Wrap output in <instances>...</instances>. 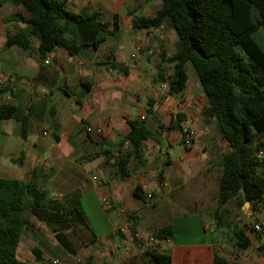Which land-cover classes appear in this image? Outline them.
Wrapping results in <instances>:
<instances>
[{"label": "crops", "instance_id": "obj_1", "mask_svg": "<svg viewBox=\"0 0 264 264\" xmlns=\"http://www.w3.org/2000/svg\"><path fill=\"white\" fill-rule=\"evenodd\" d=\"M63 1L74 12L98 13L110 26L114 23V14H118L119 31L126 28L136 52L141 55L132 54L135 60L128 62L122 53L123 45L100 58L91 49L71 56L65 49L57 48L47 54L45 60L49 63L43 60L53 75H47L45 84H36L34 77L44 68L39 41L33 38L30 50L4 46L7 28L16 32L27 25L12 21L15 12H22L21 7L9 0H1L0 83L9 84L12 91L0 96V103L17 104L23 109L33 103L39 105L26 139L21 136L18 121L0 120V176L28 181L35 174L40 187L51 197L79 191L82 207L83 197L93 191L98 200H109L112 205L104 208L118 226L129 222L142 233L143 240L133 246L118 232L117 226L113 230L119 235V241L112 237L104 243L88 223L77 224L71 231L80 246L74 244L77 252L83 250L86 260L92 255L97 264L105 261L111 264H157L153 257L156 250L170 251L172 264H214L215 250L229 256L232 248L226 242L228 231L217 222L216 235L212 239L209 236L199 241L168 238L145 245L148 235L153 236L152 231L158 228L171 224L175 234L187 232L189 226L182 224L185 219L214 217L223 173L221 160L229 150L228 143L218 133L215 119L205 121L203 115H197L195 119L193 146L186 147L181 141L180 101L182 98L194 99L205 107L204 89L197 76L191 75L182 96H171L159 90L161 74L166 77L173 73L168 58L176 50L178 35L166 24L151 29H139L133 24L136 16L154 15L161 9L162 1ZM8 18L13 19L8 22ZM150 50H154L153 54ZM110 63L119 64V67L113 68ZM153 66L157 70L155 74L150 73ZM150 109L159 115L157 121ZM142 116L154 130L155 138L148 139L143 145L144 166L131 162L133 167L129 175L121 177L117 163L121 151L128 147V142H123L129 130L128 121L140 120ZM89 125L103 127L104 134H88L86 126ZM45 131H48L47 135ZM177 144L182 145V150L177 149ZM78 148L80 152L74 155ZM120 208L127 212L121 213ZM243 208L246 216L240 226L258 220L255 215L260 206L248 208L245 202ZM204 229L209 232L211 228L204 225ZM248 234L255 246L257 236ZM258 241V250H264V242ZM247 252L249 249L235 251V258L249 264ZM251 261L264 264V255L258 253V258L253 257Z\"/></svg>", "mask_w": 264, "mask_h": 264}, {"label": "trees", "instance_id": "obj_2", "mask_svg": "<svg viewBox=\"0 0 264 264\" xmlns=\"http://www.w3.org/2000/svg\"><path fill=\"white\" fill-rule=\"evenodd\" d=\"M9 1L26 9L27 16L17 11L13 18L27 27L16 32L7 28L4 46L30 50L32 39L36 38L42 61L57 48L65 49L71 56L81 55L85 49L98 50L120 30L118 14H114V23L110 26L98 13L74 12L63 0ZM161 1V9L154 15L136 16L133 24L139 29L166 24L177 33L176 50L168 58L173 69L168 93L183 95L189 80L188 70L192 67L207 97L203 111L205 121L215 119L221 139L229 146L221 160L223 173L214 218L218 225H227L233 233L235 248L248 250L253 245L248 233H254L261 240L264 231L256 232L247 223L240 226L222 215L232 200L239 206L249 202L255 209L264 203V141L257 140V136L264 133V0ZM42 65L44 68L34 77L36 84H45L47 75H53L44 61ZM110 65L119 67V64ZM124 73L127 75V70ZM161 76L164 80L163 74ZM9 91H12L9 84L0 83V96ZM38 105L33 103L23 109L17 104L0 103V120L18 121L21 136L26 139ZM149 111L156 115L153 110ZM128 124L129 130L123 139L128 147L121 151L117 163L121 177L129 175L131 162L144 166L143 145L155 138L154 130L144 119L130 120ZM54 137L59 139L57 134ZM158 178L162 180L161 173ZM135 196L140 198L137 192ZM80 197L77 190L61 198L51 197L40 187L35 174L28 181L0 176V264H28L17 250L25 231L34 230L33 218L52 228L66 251L76 253L72 227L88 223ZM151 234L159 241L176 238L171 224ZM33 252L42 260L38 247H34ZM153 257L157 264L173 261L168 250H156ZM84 264L97 263L90 255ZM214 264L245 263L215 250Z\"/></svg>", "mask_w": 264, "mask_h": 264}, {"label": "rangeland", "instance_id": "obj_3", "mask_svg": "<svg viewBox=\"0 0 264 264\" xmlns=\"http://www.w3.org/2000/svg\"><path fill=\"white\" fill-rule=\"evenodd\" d=\"M1 1V0H0ZM20 7V6H19ZM22 8V14L24 16L28 15V12L24 7ZM12 21H15L13 19ZM124 43V44H123ZM123 45L122 53L128 60V62H134V58L131 57L132 54H137L140 56L141 54L139 52H136L135 46L131 42L130 33L124 28L122 31H119L117 35H114L110 37L108 40H106L101 47L98 50H94V52H97L98 55L97 58L103 57L110 51H114L115 48L120 47ZM147 60V59H146ZM191 69V70H190ZM190 70V71H189ZM189 76L195 77V72L192 67H189ZM156 67H152L150 70L151 74L156 73ZM170 76V75H167ZM166 77H164L165 80ZM191 78V77H190ZM196 78V77H195ZM163 79L160 81L162 82ZM159 115L156 114V117L154 120H158ZM205 119V118H204ZM195 130V126H194ZM257 140L264 141V133L262 135L257 136ZM182 145L177 144V149L180 151L182 150ZM77 152H74V155H76L78 152H80V149L76 150ZM151 158H155L154 156H150ZM13 175V174H12ZM192 192V191H191ZM104 201H100L97 199L95 192L86 195L83 197V208L84 211L88 217V226H91L93 228L94 234L101 240L100 242L107 243L111 238L113 237L116 241H119V235L114 232L113 228L118 226V223L111 214L105 210L103 203ZM171 203L172 200H170ZM261 209L257 210L255 217H258V220L256 222H264V203L260 206ZM250 208L251 205H250ZM246 216L245 209L243 208V205L239 206L235 200L230 201L227 204L226 210L223 211L222 217L225 219H229L234 223L241 224ZM33 221V228L28 229L25 231V233L22 235V239L20 242V245L18 247L17 253L19 257L26 261L28 264H42L43 260H47L48 262H51L54 258H58L60 260L59 264H84L86 261V254L83 252V250H79V252L75 254H71L67 252L62 246L59 245L57 239L55 238L54 232L52 228L48 227L45 223L36 220L35 218L32 219ZM216 219L213 216H195L191 218L185 219L182 224L189 226L190 231L182 232L175 234V239L177 241L179 240H185V241H199L204 239L206 236H209L210 239H212L216 233L215 230H217V223ZM226 225V223L224 222ZM158 225V224H154ZM181 225V223H179ZM204 225L210 226V231H206L204 229ZM88 228V227H87ZM85 230H88V229ZM225 230L228 231L226 242L229 246H231V251L228 254L231 259L235 258V240L233 233L230 231V229L225 227ZM72 240L74 244L80 248L79 244L76 243V239L72 237ZM75 240V241H74ZM257 240V244L255 246H252L249 249V252L245 255L248 258V261H246L249 264H258L256 262L251 261L253 257L258 258V253L260 255H264V250L259 251L258 250V244L259 241ZM264 242V235L261 239ZM34 247H38L41 251V258L42 260H38L37 256L34 254L33 249ZM85 251V250H84ZM83 252V253H82Z\"/></svg>", "mask_w": 264, "mask_h": 264}, {"label": "built area", "instance_id": "obj_4", "mask_svg": "<svg viewBox=\"0 0 264 264\" xmlns=\"http://www.w3.org/2000/svg\"><path fill=\"white\" fill-rule=\"evenodd\" d=\"M154 50H150V54H153ZM45 63H49V60H45ZM11 82L14 81L13 78L10 79ZM170 87V78L169 76H166L165 80L160 82L158 88L162 92H168ZM205 107L204 105H200L199 102L195 101L194 99H188V98H182L180 101V109L179 113L182 115V118L180 120V132H181V141L186 147H191L194 144L195 140V130H194V124L195 119L198 116L203 115ZM144 117L142 116V119ZM86 132L90 135H97L102 136L104 134V129L101 126H86ZM45 135L48 134V131L44 132ZM260 155H263V152H260ZM61 198L62 196H58ZM103 205L106 208H109L112 203L109 200H105ZM121 213H126L127 210L125 208H120ZM250 229L256 231V232H263L264 231V223L259 222H252L248 224ZM118 232L126 237L128 241L134 246L143 240V235L141 232L135 230L132 228V225L129 222H126L117 228ZM156 239L153 236L147 237V240L145 242V245L149 246L150 243H155ZM147 243V244H146ZM235 251H238L237 248L234 249ZM60 260L58 258H54L51 262H48L47 260H43L42 264H59Z\"/></svg>", "mask_w": 264, "mask_h": 264}, {"label": "water", "instance_id": "obj_5", "mask_svg": "<svg viewBox=\"0 0 264 264\" xmlns=\"http://www.w3.org/2000/svg\"><path fill=\"white\" fill-rule=\"evenodd\" d=\"M246 206H247L248 208H250V203H249V202H246Z\"/></svg>", "mask_w": 264, "mask_h": 264}]
</instances>
